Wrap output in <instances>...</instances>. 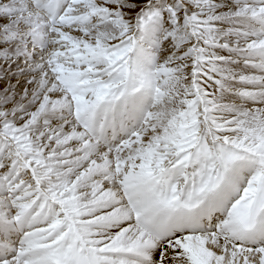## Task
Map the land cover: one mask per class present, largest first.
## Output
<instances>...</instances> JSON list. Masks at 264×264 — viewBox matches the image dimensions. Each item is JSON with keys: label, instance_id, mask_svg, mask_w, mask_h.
Wrapping results in <instances>:
<instances>
[{"label": "snow or ice", "instance_id": "snow-or-ice-1", "mask_svg": "<svg viewBox=\"0 0 264 264\" xmlns=\"http://www.w3.org/2000/svg\"><path fill=\"white\" fill-rule=\"evenodd\" d=\"M0 264H264V0H0Z\"/></svg>", "mask_w": 264, "mask_h": 264}]
</instances>
